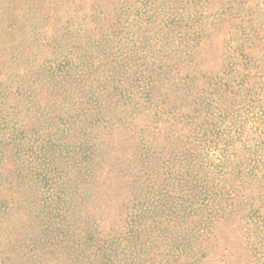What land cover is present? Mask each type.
Returning a JSON list of instances; mask_svg holds the SVG:
<instances>
[{
    "label": "trees",
    "instance_id": "16d2710c",
    "mask_svg": "<svg viewBox=\"0 0 264 264\" xmlns=\"http://www.w3.org/2000/svg\"><path fill=\"white\" fill-rule=\"evenodd\" d=\"M199 1L175 37L127 43L130 65L107 43L123 0H0V264H264V23ZM63 99L85 134L41 174L5 130Z\"/></svg>",
    "mask_w": 264,
    "mask_h": 264
},
{
    "label": "rangeland",
    "instance_id": "374dc122",
    "mask_svg": "<svg viewBox=\"0 0 264 264\" xmlns=\"http://www.w3.org/2000/svg\"><path fill=\"white\" fill-rule=\"evenodd\" d=\"M122 1V0H121ZM192 1L194 0H123L125 5L124 11L121 15L123 21H119L117 26L111 30L108 36L107 43L111 41H118V45L111 46V56H114V60L120 62L125 57L130 59L129 64L135 62L134 57L129 53L130 45L133 44L132 40H135L141 36V34L148 30L147 34H152L156 38H162L163 34L175 37L177 32L180 31L179 25L183 24L180 20L185 22L191 19V16L196 12L192 9ZM199 4L197 7L199 10L206 13L205 7L201 4V1L195 0ZM217 0H209L211 4H215ZM249 1L251 6L254 7L255 14L259 20L264 23V0H246ZM202 8V9H200ZM208 12L210 11L209 7ZM153 19L154 21L149 25H145L147 21ZM184 22V23H185ZM164 23V24H163ZM144 25V26H140ZM147 27V28H146ZM128 43V44H127ZM162 41L157 42V48L159 49ZM133 46V45H131ZM144 51V46L141 48ZM57 58L58 53H52ZM44 62H50V55L41 54L33 59V64H44ZM10 65H13L10 64ZM19 66H25L24 62H21ZM126 73H121L120 76H124ZM29 85V87H28ZM25 81L23 88V98L25 100L24 105H28L26 100H30L34 95V89L30 83ZM60 103L53 104L50 100L38 103L35 108H27V112L34 115H27L24 111H21L20 123H14L10 121V127L5 130V133H9L13 128L19 130L18 138L16 140L18 146V156L23 160L30 158L32 150L35 151L39 159L38 172L43 174L46 170L45 164L49 166L60 164L62 167L67 159L64 155V148L66 144H71L76 147L79 142L82 141L85 134L81 127V121L85 117L86 113L89 114L87 109L81 107L77 100L68 101L63 99ZM254 115L251 116L253 118ZM23 119V121H22ZM25 122H33L27 124ZM33 146L34 149H30ZM64 147V148H63ZM40 148H42L40 150ZM55 167V166H54ZM35 172V170H33ZM55 172L52 169L51 175ZM46 180V179H45ZM43 181L42 185L44 184ZM54 179H47L46 183ZM162 199L161 203L168 209L167 213L172 211L177 212L176 205L179 202L178 195L159 196ZM157 205V203H154ZM133 210L132 208L126 209V212ZM164 216H161L163 218ZM121 225V223H119Z\"/></svg>",
    "mask_w": 264,
    "mask_h": 264
}]
</instances>
